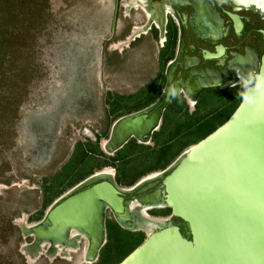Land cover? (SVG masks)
<instances>
[{
  "label": "rangeland",
  "instance_id": "1",
  "mask_svg": "<svg viewBox=\"0 0 264 264\" xmlns=\"http://www.w3.org/2000/svg\"><path fill=\"white\" fill-rule=\"evenodd\" d=\"M124 1L0 0V264H119L143 243L149 225L147 232L127 231L106 208L94 256L85 231L71 230L67 241L82 235L69 246L35 235L37 226L97 171L112 170L123 189L170 170L242 100V86L206 93L193 107L178 96L162 108L148 145L129 139L112 155L103 152L118 121L159 102L165 55H173L172 47L160 49L155 34L112 48L143 24L139 10L125 13ZM251 2L241 3L259 8ZM245 16L244 44L260 56L254 32L264 30V14ZM257 68L258 61L252 72ZM148 215L167 217L164 226L174 222L167 210Z\"/></svg>",
  "mask_w": 264,
  "mask_h": 264
},
{
  "label": "water",
  "instance_id": "2",
  "mask_svg": "<svg viewBox=\"0 0 264 264\" xmlns=\"http://www.w3.org/2000/svg\"><path fill=\"white\" fill-rule=\"evenodd\" d=\"M230 17L237 28L238 18ZM157 124L144 115L123 118L112 129L110 147L149 137ZM161 186L166 208L187 234L174 224L156 230L119 264H264V54L237 109L184 153ZM122 195L111 178L85 184L47 210L35 235L62 224L88 233L95 206L105 204L120 216ZM97 226L102 231L101 220ZM99 245L91 243L89 254Z\"/></svg>",
  "mask_w": 264,
  "mask_h": 264
},
{
  "label": "flooded vegetation",
  "instance_id": "3",
  "mask_svg": "<svg viewBox=\"0 0 264 264\" xmlns=\"http://www.w3.org/2000/svg\"><path fill=\"white\" fill-rule=\"evenodd\" d=\"M242 1L247 0H126L123 2L126 14L131 9L141 12L143 24L135 26L123 41L115 44L112 48L123 50V48H128L136 40L155 34L160 49L168 52L165 48L172 47L171 51L173 53L170 59L167 54V57L165 55V77L167 78V82L164 92L160 96V100H158L159 102L157 101L158 103L129 116L144 115L147 120L155 117L158 120L157 126L155 125L152 131V133H155L161 125L159 123L161 110L163 113L167 103L172 100L174 101L178 96H182L188 107H193L200 100V97L206 93L241 86L245 88L246 82L248 84L252 81L254 72L256 71L252 72V68L256 65L257 61L259 67L260 59L264 54V30L258 29L254 32L263 51L259 56L258 52L256 53L254 49H249L244 44L248 35L246 32L247 18L245 14L250 13L251 15L262 16L264 14V0L247 1H252L251 4L254 2L259 3L258 9L252 5L241 3ZM231 15L238 18L239 25L237 28L230 17ZM172 89L176 91V95L174 96L168 95ZM163 107L164 109H162ZM85 133L87 132L85 131ZM129 139L138 140L139 143L144 145H148L149 143L148 136L141 138L133 136ZM128 140L121 147L127 144ZM105 143L106 150L108 152L112 151L111 153L109 152L110 155L121 149V147L116 149L111 148L108 141ZM114 145H117V143H114ZM101 147L103 152H105L103 143ZM106 169L109 168L97 171L83 180L75 188L66 193L63 199H66L85 184L97 182L103 178H112L113 174L109 176L111 174L104 172ZM156 173L159 174V172H154L147 176L149 177ZM164 173L161 172V176L154 180H147L144 183L142 181L147 178L145 176L141 179L140 184L136 183L133 187L129 188H119L122 192H126L122 195L125 210L120 216L116 215L122 228L132 232L143 230L147 232L148 224H152L153 221L145 220L142 214L143 211L147 215L153 213L160 214L165 210L170 212L164 206L162 200L163 188L161 180L166 176ZM158 191L162 197L161 200H156ZM130 195H134L135 199H127ZM132 206L134 207V211H132ZM106 208L105 204H97L94 208L92 220L86 228V230L88 229V233L86 234L90 237V245L91 243H100L101 245L103 242V233L102 231L98 232L97 225ZM165 218L162 219L164 220ZM170 219L174 221L170 222L178 226L183 232L181 226L183 223L171 217V212ZM101 226H103L102 222ZM183 227H185L184 224ZM59 229L61 230L62 227H59ZM71 230L85 231V229H80L69 224L65 226L64 231L58 239L49 238V240H57L58 242L72 246L78 237H73L70 241H67L66 237ZM58 231L56 234H58Z\"/></svg>",
  "mask_w": 264,
  "mask_h": 264
},
{
  "label": "bare ground",
  "instance_id": "4",
  "mask_svg": "<svg viewBox=\"0 0 264 264\" xmlns=\"http://www.w3.org/2000/svg\"><path fill=\"white\" fill-rule=\"evenodd\" d=\"M247 1H250V0H247ZM254 74H256V73H254ZM253 79V78H252ZM252 82V81H251ZM251 82H249L247 85H245V87L247 88L250 84H251ZM146 141V140H145ZM106 142V141H105ZM105 142H103V149L105 150V152L107 153V154H109L110 155V153L106 150V143ZM183 157V156H182ZM181 157V158H182ZM180 158V159H181ZM179 159V160H180ZM178 160V161H179ZM177 161V162H178ZM177 164V163H176ZM175 166V165H174ZM174 166H172V168L174 167ZM172 168H170V170H168V171H166L165 173H164V175H167L168 174V172H170L171 170H172ZM104 172L106 173V174H111V175H109V176H112V174H113V172H112V170H110V169H106V170H104ZM97 174V173H96ZM104 174V173H103ZM159 176H161V174H153V175H151V176H147V178H145L142 182H145V181H151V180H154L155 178H158ZM120 192H122L121 190H120ZM123 193H126V192H123ZM158 193V196H157V199L156 200H161V196H160V192L158 191L157 192ZM62 200H64V199H62ZM61 200V201H62ZM149 200H151V199H149ZM162 200H163V198H162ZM60 201V202H61ZM142 201V200H141ZM143 202H144V200H143ZM163 202H164V200H163ZM57 204V203H56ZM164 206H165V204H164ZM166 207V206H165ZM132 211H134V207L132 206ZM143 217H145V220H148V221H153L152 222V224H148L149 226H150V228H152L149 232L150 233H147L148 235L149 234H151L152 232H154V231H156V230H159V229H161V228H163V227H167V226H164L163 224H164V222H166L165 220H163L162 218H152V217H150V216H148L147 214H146V212L145 211H143ZM67 225H69V224H67ZM70 225H72V226H75V224H70ZM173 224H171V225H169V226H172ZM65 226L66 225H64V224H62V225H59V226H57V227H55L53 230H51L49 233H44V234H46V236H48L47 238H52V239H58L59 238V236L61 235L60 234V229H59V227H64L65 228ZM58 229H59V231H58ZM58 231V234H56V232ZM64 231V229H61V232H63ZM54 232H55V235H54ZM53 233V234H52ZM82 234V233H81ZM54 235V236H53ZM73 236L72 237H80L81 235H79V234H76V233H74V234H72ZM147 235V236H148ZM38 236V235H37ZM82 238V237H81ZM69 252H71L72 250H68ZM74 252V251H73ZM72 253V252H71ZM86 253V252H85ZM84 254V253H83Z\"/></svg>",
  "mask_w": 264,
  "mask_h": 264
},
{
  "label": "clouds",
  "instance_id": "5",
  "mask_svg": "<svg viewBox=\"0 0 264 264\" xmlns=\"http://www.w3.org/2000/svg\"><path fill=\"white\" fill-rule=\"evenodd\" d=\"M246 85H247V82H246ZM259 90H260V85L258 84V85H257V92H259ZM168 95H172V96L176 95V91H175V89H172V90L168 93ZM244 100H245V102H247V103H252V102H253V98H252L250 95H245V96H244Z\"/></svg>",
  "mask_w": 264,
  "mask_h": 264
},
{
  "label": "trees",
  "instance_id": "6",
  "mask_svg": "<svg viewBox=\"0 0 264 264\" xmlns=\"http://www.w3.org/2000/svg\"><path fill=\"white\" fill-rule=\"evenodd\" d=\"M48 204H49V203H48ZM107 227H108V231L110 232V230H111V226H110V225H108Z\"/></svg>",
  "mask_w": 264,
  "mask_h": 264
}]
</instances>
